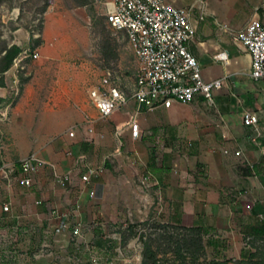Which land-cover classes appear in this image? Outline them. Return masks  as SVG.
<instances>
[{
    "label": "rangeland",
    "instance_id": "obj_1",
    "mask_svg": "<svg viewBox=\"0 0 264 264\" xmlns=\"http://www.w3.org/2000/svg\"><path fill=\"white\" fill-rule=\"evenodd\" d=\"M179 1H189L185 7L199 9L198 15L213 14L226 29L235 31L255 14L262 19L264 11V0ZM18 30L30 35L28 49H36L39 56L17 61L16 55L1 70L5 49L15 45ZM71 37L73 41L68 40ZM61 39H65L62 47L67 55L62 59L50 58L49 50ZM136 68L135 53L126 32L111 27L93 0H0V86L6 88L5 96L0 97V264H182L183 257L186 264H207L212 260L253 264L261 259L263 240L245 239L256 256L239 257L237 248L226 240L217 249L212 241L214 233L162 220L155 208L157 200L151 205L145 199L141 179L147 167L143 157L131 150V142L142 141V149L157 151L159 160L165 155L163 147L171 146L179 155L186 152L185 148L160 136V128L169 126L163 121H157L153 135L148 132L150 122L140 123L137 138L131 137L128 125L120 126L121 132L116 134V127L106 122L109 116L98 118L88 97L89 89L110 69L119 78L127 98L112 115L118 113L128 120L136 111L130 109ZM73 79L77 81L74 86ZM35 81L42 82V88L36 89ZM27 85L29 93L25 91ZM70 85L73 88L68 90ZM64 87L71 95L62 100ZM53 96L58 98L56 103ZM51 108L57 110L56 119L42 118L43 112ZM211 111L201 109L203 115ZM178 112L188 114L191 110L181 107ZM141 115L137 114V119ZM86 117L92 121L85 122ZM97 121L103 125L96 126ZM204 123L203 127L214 126L213 122ZM58 124L64 130L54 132ZM72 124H79L78 129H73L75 136L69 134ZM91 127L93 132L88 130ZM62 138L90 140L95 148H91L87 160L94 167L106 155L105 165L115 185L104 199L98 197L94 188V193L85 195L80 203L74 191L61 192L57 201L48 203L49 199L35 194L31 186L19 183L18 162L30 154L44 159L53 157L57 152L53 146L58 141L66 155L76 158L80 154L70 144H64ZM108 139L114 142L113 146L100 151V147L106 148L105 144L99 147L100 141ZM76 173H83L82 166ZM47 177L55 188L67 185L57 183L52 173ZM45 190L48 195L53 192L52 186ZM4 204L8 210L3 209ZM75 227L77 233L73 232ZM238 245L241 247L242 243Z\"/></svg>",
    "mask_w": 264,
    "mask_h": 264
},
{
    "label": "crops",
    "instance_id": "obj_2",
    "mask_svg": "<svg viewBox=\"0 0 264 264\" xmlns=\"http://www.w3.org/2000/svg\"><path fill=\"white\" fill-rule=\"evenodd\" d=\"M169 1L184 7L189 2L182 4L179 0ZM198 11L199 9H195L190 17L194 33L189 42V49L200 64L204 80L223 78V85L213 91L212 102L207 101L202 95H196L194 102L189 104L174 102L168 108L159 107L152 111L141 108L146 112L138 110L139 116L142 113L140 120L138 116L139 126L140 123H152L148 132L153 135L157 130V121L165 122L164 124L169 126L163 125L160 128V136L171 138L178 146L185 148L186 152L179 155L173 147H163L165 155L159 160L156 156L157 151H144L140 140L131 142L130 146L134 153L143 157L147 167L145 174H149L155 181V185L144 186L145 199L151 205L154 199L157 200L155 208L162 220L196 226L206 234L214 233L212 241L217 249L222 246V241L226 240L231 247L237 248L239 257L245 258L253 250L245 239L264 238L263 83L251 78L250 56L245 48L233 39L236 29H226L213 14L200 18ZM262 21L264 22V11ZM15 40L14 44L21 49L17 61H21L26 58L24 51L29 47L30 35L18 30ZM64 40L61 39L56 47L49 50L47 55L50 58L62 59L67 55L62 47ZM68 40L73 41L74 38ZM218 52L226 53V61L215 58ZM76 82L73 79L71 85L74 86ZM33 84L36 85L34 86L36 89L43 86L42 82L35 81ZM71 85L68 90L73 88ZM29 89L30 86L27 85L26 93H29ZM68 90L63 88L65 93L61 95L62 100L71 95ZM5 94L6 88L0 86V97H4ZM48 99H51L50 96ZM52 100L56 103L58 98L53 96ZM181 107L189 108L191 112L180 114L178 111ZM203 107L210 108L211 113L203 115L201 113ZM136 108V102L132 98L130 109ZM245 111H252L258 115L257 131L243 124ZM147 112L149 116H146ZM43 114L42 118L55 120L57 110L51 108ZM108 118L106 122L111 127L127 125L128 120L118 113L111 114ZM205 121L213 122L214 126L203 127ZM96 124L103 125L100 121ZM74 125L72 124L70 128L72 129ZM63 126L55 125L54 132L64 130ZM62 139L64 144H70L71 148L80 154L76 158L66 155L61 150V142L58 141L53 146L57 149L56 154L43 159L54 165L59 173L70 171V181L66 182L67 185L63 188H55L54 182H47V174L53 175L51 166L47 164L39 169L33 183L29 185L30 188L35 194L39 193L41 198L49 199L48 203L57 201L60 193L65 191H74L80 203L94 188L97 189L98 197L104 199L115 185L108 172L109 168L105 165L106 155L96 167L99 169L97 177L83 182L76 170L82 166L84 172L87 165L94 166L87 160V156L95 146H92L88 139L85 141ZM99 144V147L101 144L106 145V148L100 147V151L103 152L104 149H110L114 142L108 139L100 141ZM236 151L239 153L236 154ZM174 154H177L176 160ZM51 186L53 192L48 195L45 189H51ZM239 243H242L243 247H240Z\"/></svg>",
    "mask_w": 264,
    "mask_h": 264
},
{
    "label": "built area",
    "instance_id": "obj_3",
    "mask_svg": "<svg viewBox=\"0 0 264 264\" xmlns=\"http://www.w3.org/2000/svg\"><path fill=\"white\" fill-rule=\"evenodd\" d=\"M96 7L101 9L105 21L115 29L126 32L128 41L135 53L137 68L131 97L135 100L136 111L130 115L127 125L131 137L137 138L140 126L137 119L138 110L145 108L149 111L159 107H170L174 102L189 104L196 95H202L212 102L213 91L223 85V78L204 80L196 57L189 49L194 26L191 22L193 6L183 7L169 0H93ZM199 17L203 15L200 12ZM236 43L243 46L250 56V76L263 83L264 96V22L258 14L253 15L245 25L233 33ZM26 57L33 59L39 56L36 49L25 50ZM215 58L226 61V53L218 52ZM119 78L107 69L98 83L89 89L90 104L97 111L98 118L110 116L116 109L127 102L119 84ZM85 122L92 121L86 117ZM259 118L255 112L245 111L243 124L258 130ZM75 124L69 134L74 135ZM93 132V128L88 129ZM116 127V134H120ZM239 151H236L238 154ZM83 158V156H81ZM49 164L43 158L33 154L20 159L18 162V181L24 186L33 183L39 169ZM52 168L54 179L64 185L71 179L70 171L57 172ZM7 176L5 171H2ZM99 169L87 165L80 175L83 182L97 177ZM141 183L145 186L155 185L149 174H145ZM251 190H249L250 192ZM91 195L93 190L89 192ZM8 210V205H3ZM78 232V227L73 230Z\"/></svg>",
    "mask_w": 264,
    "mask_h": 264
},
{
    "label": "trees",
    "instance_id": "obj_4",
    "mask_svg": "<svg viewBox=\"0 0 264 264\" xmlns=\"http://www.w3.org/2000/svg\"><path fill=\"white\" fill-rule=\"evenodd\" d=\"M21 51V49L18 47V46H16V45H11L9 48H7V49H5V53H4V58H5V63L3 64V66L1 67V70H4V69H6L10 64H11V62H12V59L16 56V55H18V53ZM2 99L0 98V101H1ZM263 241H264V238H263ZM261 254H262V257H261V259L260 260H257V261H254L253 262V264H264V246L262 247V252H261ZM256 256V254L255 253H250L249 254V257H251L252 259L254 258ZM182 264H186V258L185 257H183V259H182ZM153 264H158V263H156V262H154ZM207 264H225V262L224 261H219V260H212V261H210L209 263H207Z\"/></svg>",
    "mask_w": 264,
    "mask_h": 264
}]
</instances>
